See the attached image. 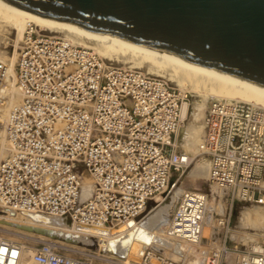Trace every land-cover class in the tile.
<instances>
[{
  "label": "built area",
  "instance_id": "2783aa9c",
  "mask_svg": "<svg viewBox=\"0 0 264 264\" xmlns=\"http://www.w3.org/2000/svg\"><path fill=\"white\" fill-rule=\"evenodd\" d=\"M15 69L21 99L0 121L10 143L0 161V212L26 219L30 213L66 216L71 232L90 236L98 233L83 228L128 229L149 201L172 193L200 155L208 164V182L227 194L224 213L215 215L223 232L209 243L204 264H230V257L234 264H264V228L247 249L230 244L235 204L264 206V106L209 95L199 150L191 155L181 146L189 93L161 77L109 66L95 49L33 22L25 29ZM85 175L93 190L82 200ZM208 200L207 192L186 189L166 236L200 243ZM2 231L0 264H23L27 258L37 264L185 261L175 258L173 245H147L134 261L94 255L82 246L83 254L73 256L55 239H13Z\"/></svg>",
  "mask_w": 264,
  "mask_h": 264
},
{
  "label": "bare ground",
  "instance_id": "6f19581e",
  "mask_svg": "<svg viewBox=\"0 0 264 264\" xmlns=\"http://www.w3.org/2000/svg\"><path fill=\"white\" fill-rule=\"evenodd\" d=\"M29 22L36 23L49 34L59 35L77 44L95 49L109 66L123 64L122 66L131 69L143 68L146 71L139 70L146 74L157 75L168 82L171 80L178 85V88L193 94L194 101L189 107L186 122L181 129L182 149L191 155L199 150L198 143L204 130V117L209 94L229 99L239 98L254 101L264 106V86L256 82L199 65L189 58L175 53L141 45L120 36L92 32L80 25L28 11L7 0H0V39L3 38L2 32L5 27L16 34L15 38L7 43V50L0 51V121L5 118L10 106L18 102L19 95L21 96V90L16 84L15 65L19 54V41L24 40V32ZM11 46L14 48L11 49ZM9 149L10 143L2 129L0 130V161L5 158ZM207 175L208 164L204 162L201 165L195 164L187 176L194 179ZM92 190L91 180L85 175L81 199L85 200L90 197ZM185 190L186 188H183L180 182L176 183L172 194L163 201H160L162 198H158L156 201L152 200L149 208L138 216L139 222L131 228L126 229L127 226H121L100 230L94 238L80 234H73V236L80 242L89 244V249L95 251L94 255H109V253L116 252L124 254L127 260L138 261L141 250L147 245L154 247L173 245L177 249V252L174 253L175 258L187 260L186 264H204L206 249L210 247L209 243H213V240L222 235L223 228L215 223V215L224 213L225 204L221 195H218L219 198L216 197L217 194H213V197L208 200V210L202 231L203 239L200 243L193 245L174 241L166 236L165 228L171 223L174 209ZM165 200L167 201L164 203ZM259 209L254 213L242 210L238 225L244 227L250 223L251 226L262 228L264 215ZM30 218L33 220L0 212V228L9 233L12 232L14 235H36L42 239H51V237L31 231L36 227H42L58 232L64 230L63 234L71 232L72 225L66 216L31 214ZM12 223L19 224V228L12 226ZM244 238L237 232H232V245L238 247L243 245L244 240H247L248 237ZM55 241L65 247L81 250L79 243L73 244L58 239ZM188 253H193V258L186 259ZM229 261L234 264L232 259ZM25 263L27 264V262ZM31 264L37 263L32 261Z\"/></svg>",
  "mask_w": 264,
  "mask_h": 264
},
{
  "label": "water",
  "instance_id": "95a60500",
  "mask_svg": "<svg viewBox=\"0 0 264 264\" xmlns=\"http://www.w3.org/2000/svg\"><path fill=\"white\" fill-rule=\"evenodd\" d=\"M7 1L28 11L80 25L92 32L120 36L175 53L199 65L264 86V0ZM68 220L72 225V221ZM11 225L19 228L17 223ZM83 229L98 234L103 230ZM62 231L36 227L31 232L68 243H79L89 249V244L73 236L80 233L69 231L63 234ZM113 254L125 257L121 253Z\"/></svg>",
  "mask_w": 264,
  "mask_h": 264
},
{
  "label": "rangeland",
  "instance_id": "374dc122",
  "mask_svg": "<svg viewBox=\"0 0 264 264\" xmlns=\"http://www.w3.org/2000/svg\"><path fill=\"white\" fill-rule=\"evenodd\" d=\"M15 33L14 32H11V30H8L7 27H5V30L2 32V36L3 38L0 39L1 41V45H0V51H5L7 50L6 48V45L7 43H9V41L11 42L12 39L15 38ZM77 42V41H76ZM24 43V40L22 41V39L19 41V45H18V48H19V52H20V49H21V46L23 45ZM79 43V42H78ZM5 46V47H4ZM14 48L11 46V49ZM19 55V54H18ZM106 62V61H105ZM107 63V62H106ZM123 64L121 65H117V66H120V67H124L122 66ZM112 66H115V65H112ZM138 68V67H136ZM139 69H142L144 71H146L145 69L143 68H139ZM138 69V70H139ZM141 70V71H142ZM153 75V74H152ZM157 76V75H156ZM159 77V76H158ZM167 78V77H165ZM168 79V78H167ZM169 80V79H168ZM170 83L172 85H176L173 81L169 80ZM178 86V85H176ZM189 93V96H190V102L191 104L193 103L194 101V95L191 94L190 92ZM211 95V94H209ZM19 100L21 99V96L19 95ZM200 99V98H199ZM18 100V101H19ZM207 104H208V99H207ZM1 128V126H0ZM2 130V129H0ZM181 143H182V134H181ZM193 147V146H192ZM9 152V151H8ZM7 155V154H6ZM6 157V156H5ZM204 161L203 159H201V156L198 155L194 162L190 165V167L185 171V173L183 174L182 176V180L180 181L181 183V186H183V188H186V189H199V190H202V191H205L208 193V197L209 199H211L213 197V194H217L216 197L219 198L218 195H221V198H222V201L223 203L226 205V197H227V194L225 191H221L217 188H215L213 185H211L209 182H208V175L207 176H203V177H199V178H192L187 176L188 175V172L190 171V169L195 166V164L197 165H201L203 164ZM191 179V180H190ZM172 194V193H171ZM170 194V195H171ZM169 195V196H170ZM167 200L164 201V203L166 202ZM261 208V209H259ZM261 210L262 214L264 215V206L263 205H258V204H250V203H236L235 204V217H234V225H233V233L234 232H237L238 235H240L242 238H247V240L245 241L244 240V244L243 245H240L239 247H241L242 249H247L249 248L251 245H253L254 243H256L259 239V236H260V233L262 232L263 228H264V222H263V227L262 228H258V227H254V226H251L250 223L244 227H240L238 225V220H239V215L241 213L242 210H249L250 212H253L255 210ZM2 234L5 236V237H11L13 239H21L20 236L22 235H14L12 232L9 233V232H6V231H2ZM243 235V236H242ZM81 249V247H79ZM209 248L206 249V251H208ZM66 252L70 255H73V256H80L82 255L83 253L82 252H79L78 250L76 249H66ZM193 253H188L187 254V258L186 259H191L193 258ZM232 258L230 257L229 260H231ZM32 259L31 258H27V264H31L32 263ZM103 263H106L105 261H102ZM186 263H187V260H186ZM229 263H231V261H229Z\"/></svg>",
  "mask_w": 264,
  "mask_h": 264
},
{
  "label": "crops",
  "instance_id": "0c3cea01",
  "mask_svg": "<svg viewBox=\"0 0 264 264\" xmlns=\"http://www.w3.org/2000/svg\"><path fill=\"white\" fill-rule=\"evenodd\" d=\"M230 244H232V239H231V242H230ZM25 262H27V259H26V261H24V263H23V264H26ZM184 264H186V261H184ZM230 264H232V263H230Z\"/></svg>",
  "mask_w": 264,
  "mask_h": 264
}]
</instances>
